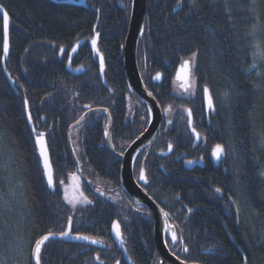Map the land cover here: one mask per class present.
<instances>
[{
  "label": "trees",
  "instance_id": "trees-1",
  "mask_svg": "<svg viewBox=\"0 0 264 264\" xmlns=\"http://www.w3.org/2000/svg\"><path fill=\"white\" fill-rule=\"evenodd\" d=\"M122 0H86L88 7L51 0H0L11 18L10 54L3 70V16L0 12V262L32 264L35 241L49 231H72L101 241L51 239L41 253V264H159L151 213L139 210L121 189V160L107 147V120L90 113L81 124L83 187L92 204L72 209L64 200L60 181H66L77 164L69 145V128L86 111L109 108L115 150L124 151L145 128L149 118L142 101L126 78L124 45L130 12ZM148 0L147 16L138 45V60L145 83L163 107L178 117L163 128L146 161L149 194L168 212L188 252L180 243L170 245L180 258L201 264H264V0ZM100 33L104 79L88 43L72 66L87 70L77 76L67 69L74 45ZM61 48L64 49L63 53ZM197 52L195 97L179 101L168 84L182 61ZM164 73L157 87L152 77ZM259 73V75H258ZM171 74V75H173ZM214 99L210 113L209 148L222 144L225 155L216 168L188 171L179 156L188 128L183 109L204 111L203 87ZM129 97L140 104L127 119ZM132 98V99H133ZM28 102L35 129L46 133L54 170L55 189L44 169L28 122ZM72 139V136H71ZM174 145L168 157L157 152ZM179 160V161H178ZM84 165L89 174L85 176ZM139 170V169H138ZM167 173V174H166ZM97 176L123 198L110 200L93 184ZM221 189L217 192L216 189ZM235 201V202H234ZM189 209L193 212H189ZM122 228L128 262L112 236L113 222ZM171 240V239H170ZM99 256V259L96 257Z\"/></svg>",
  "mask_w": 264,
  "mask_h": 264
},
{
  "label": "water",
  "instance_id": "water-1",
  "mask_svg": "<svg viewBox=\"0 0 264 264\" xmlns=\"http://www.w3.org/2000/svg\"><path fill=\"white\" fill-rule=\"evenodd\" d=\"M51 1L58 2V3L75 4V5H79V6L88 7L86 0H51ZM147 7H148V0H134V2L132 3V11H131V16H130L128 34H127V38L125 40V45H124V57H123L124 58V70H125L126 78H127V81L129 83L130 88L134 89V91L138 94V96L141 98V100L147 104L148 109L149 108L152 109V114L150 117L151 123H149L148 127L146 128L147 131L142 132L143 135L140 134L139 135L140 138L139 139L136 138L134 140L135 143L132 142L130 144L131 147H128L123 155H120V152H117L115 150L113 139H112V123H113V121H112V116H111L109 109L108 108H91L90 106H88V107H86L87 111L81 116V117H84V119L81 120L80 119L81 117H80L78 119V120H80V123L77 124L76 123L78 121L77 120L69 128V133H68L69 145H70V149H71V152L73 154V157L75 159V162L77 164V167H78L79 171L82 172L79 159L76 156L75 150H74L73 145H72V140H71L72 131L75 127L81 125L86 120L87 116L91 112H99L101 114V116H104L107 118V121H108V125H107L108 131L107 132L109 134L106 136L107 147L115 157L122 160L121 186L129 193V195L132 197V199L136 205H138L140 207L146 206V207H148V209L152 213V216L154 219V240H155V246L157 249V255L159 257L160 264H181L182 259L180 258V260H177L176 259L177 255H173V252L169 248L168 244L165 243V242H167L166 241V232L163 231L165 220H164L163 215L160 212V209L162 207L155 201V199L153 197H151L149 195L148 191L143 187V186H146L148 183L145 184L143 181H140V180L138 182L135 178V175H134V162H135V159H136L138 153L141 150H143L146 146L150 145L158 137L160 130H161V127H162L164 117L166 116V114L163 111L161 104L158 102V100L156 99L154 94H153V96L155 97V99H153L152 96H148L147 93L150 90L147 88L146 84L144 83V80L142 78V74L140 72L139 64H138V45H139V40L141 37V29H144V25H145V21H146ZM2 16H3V13H2ZM98 24H99V19L96 23L93 37H91L87 40L86 39L81 40L78 43H76L73 47V48H76L75 52H73L71 50L70 55H71L72 59H71V62H69V60H68L67 69L74 76L80 75L87 70L84 66H78V67L72 66V60H73L74 56L78 53L80 47L83 44L88 43L89 48H90L95 60H97L99 63V66H100V57L101 56L103 57V61H104V56L99 49L100 33L97 32ZM10 27H11V18L9 16V25H8L9 52H8L7 56H5V55L3 56V70H4L5 74L7 75V77L9 78L11 84L14 87L15 86L14 79L10 76V74L8 73L7 68H6V62L9 58V54H10ZM97 33L99 34L98 36H97ZM93 38H95L97 41L96 48H93V46H92ZM179 69H180V66H179L177 72L179 71ZM104 70H105V62H104L103 72H101V67H100V77H101V81L105 84V86L108 87V84L106 83V81L104 79ZM176 77H177V73H176ZM154 81L159 82L156 80H154ZM210 93H211V91H210ZM25 102H26V114H27V118H28V115H29V113L31 114V112H30V108H29V105H28V102L26 99H25ZM213 102H214V100H213ZM204 103H205V107H206L207 112H210V111L214 112L215 111V110L214 111L209 110L207 108V102H206L205 97H204ZM214 108H215V106H214ZM104 109H107V111H104ZM28 122H29V120H28ZM29 124H30L31 129L33 127H35L34 123H33V119L31 120V122H29ZM192 127L193 126H191V128ZM39 132H41V131L36 130V132H33L34 136H36L37 133H39ZM45 139H46V133H45ZM46 141H47V139H46ZM47 146H48V143H47ZM37 150H38V154H39L38 146H37ZM172 151H169L167 149L164 152H160V155L166 157V156H169L172 153ZM48 152H49V148H48ZM133 157H135V159H133ZM40 160H41L42 167H43V162H42L41 157H40ZM49 160H50V164L52 166L50 153H49ZM215 161L217 163H219L220 160L215 159ZM145 162L146 161H144L142 164L144 166V168H145ZM52 169H53V166H52ZM53 176H54V170H53ZM45 178H46V176H45ZM46 181H47V178H46ZM54 183H55V180H54ZM51 189L54 190L55 188H51ZM137 202H139V203H137ZM72 226H73V219L71 218V233H70V235H68L66 237H61L58 235L59 233L58 234L56 233L57 235L50 238L49 241L51 239H60V240H65V241H69V242H72V241L88 242L85 240L75 239L74 237L76 236V234L73 233ZM66 230H68V225H67ZM120 230H121V227H120ZM112 236H113V239L116 242L118 248L123 252L125 259L128 262H131L130 256H129L126 248H125L124 243L121 244L120 240L117 239L116 234H115V230L113 229V227H112ZM47 242H45V244ZM97 244H100V243H97ZM43 247H42V250H43ZM41 253H42V251H41ZM182 261H184V260H182ZM32 264H35L33 257H32ZM186 264H201V263H198V262H191L190 263V262L186 261Z\"/></svg>",
  "mask_w": 264,
  "mask_h": 264
},
{
  "label": "snow or ice",
  "instance_id": "snow-or-ice-1",
  "mask_svg": "<svg viewBox=\"0 0 264 264\" xmlns=\"http://www.w3.org/2000/svg\"><path fill=\"white\" fill-rule=\"evenodd\" d=\"M133 2H134V0H133ZM177 2L180 3L181 0H177ZM196 2H197V0H191V3L193 5H195ZM0 12L3 13V30H4L3 54L5 56H7L8 52H9V35H8L9 15H8V12L6 10H4L3 5H0ZM141 34H143V29H141ZM98 35L99 34L97 33V36ZM96 43H97L96 39L93 38V40H92L93 48H96ZM63 51H64V49L61 48L62 53H63ZM72 51L75 52L76 48H73ZM197 54H198L197 52H193L191 54L190 58L183 60L181 65H180V69L177 72V79L182 81L181 87L183 88V90L185 92H189L190 95H194V91H190V89L195 88L194 68H195V61L197 58ZM68 59H69V62H71V59H72L71 55H69ZM100 67H101V72H103L104 61H103L102 56L100 57ZM258 75H259V73H258ZM152 79L156 80V81H160L162 79V73L157 72L155 74V76L152 77ZM202 91L204 93V97H205L206 102H207V108L209 110L214 111L215 108H214L213 96L210 93V90L208 89L207 86H204ZM147 94H148V96H152L153 99H155V97L153 96V92L149 91ZM85 107H88V106L86 105ZM104 111H107V109H104ZM164 111L165 112L171 111V106L169 105L167 108L164 109ZM187 112H188V125L191 127L192 126V111H191V109H187ZM147 113H148L149 118L145 119V122L151 123L150 117L152 114V109L151 108L147 109ZM80 119L83 120L84 117H81ZM28 120H29V122H31V120H32L30 113L28 115ZM76 123L79 124L80 120H78ZM168 123L171 124L172 121L169 120ZM32 131L36 132L35 127L32 128ZM145 131H147V129H145ZM192 132L195 135L196 139L199 140L200 134L198 132H196V129L194 127H192ZM105 135L106 136L109 135L107 131L105 132ZM141 135H143V133H141ZM139 138L140 137L138 136L137 139H139ZM35 143L39 149V156L42 158L44 175L47 178V184L49 187L55 188L53 169H52V166H51L50 160H49V152H48L47 141L45 139V133H43V132L37 133V135L35 136ZM133 143H135V141H133ZM261 146L264 147V143H262ZM129 147H131V145H129ZM168 150L169 151L173 150V145L171 143L168 144ZM123 154H124L123 151H121L120 155H123ZM212 155L216 160H220L225 155L224 146L222 144H216L212 150ZM133 159H135V157H133ZM189 163H191V161H189ZM260 175L264 176V171H261ZM75 179L76 178L73 176V180H75ZM139 180L143 181L145 184L148 183L146 170H145L143 165H141L140 169H139ZM63 183H64V181L61 180L60 184L63 185ZM74 187L76 188V190H79V184L78 183ZM97 191H99V189H97ZM216 191L220 192L221 189L217 188ZM101 195H103V193H101ZM80 197H82L83 199H79L75 196H69L68 190H67V188H65L64 199L69 204H71L73 207H75L77 203H87V204L92 203V201L88 200L87 197L83 196V192H80ZM137 203H139V202H137ZM190 211H191V209H189V212ZM160 212L163 215L164 220H165L163 231L170 234L171 242L173 244L180 243L183 246L182 250L184 252H188L189 248L186 244H184L182 236H178V233L176 231V226L168 224V217L170 214L168 212H165L163 208L160 209ZM112 227L115 230V234H116L117 239H119L121 244H123L124 240H123L122 232L120 230V224L118 222L114 221ZM70 233H71V218H69L68 230L61 231L58 235L61 237H66V236L70 235ZM55 235H57V234L49 231L47 234L42 235L39 239H37L35 241V244H34V247L32 250V257L35 261V264H41L42 247L45 245V242L49 241V239L54 237ZM74 238L78 239V240H85V241H88L92 244H97V243L101 242V241L94 239V238L87 236V235H76ZM165 243L167 244V242H165ZM173 255H176V254L173 253ZM96 259H99V256H97ZM176 259L180 260V257L176 256ZM244 261H245V264H247V257L246 256L244 258ZM0 264H2V262H0ZM116 264H119V261H117ZM181 264H186V261L181 260Z\"/></svg>",
  "mask_w": 264,
  "mask_h": 264
},
{
  "label": "flooded vegetation",
  "instance_id": "flooded-vegetation-1",
  "mask_svg": "<svg viewBox=\"0 0 264 264\" xmlns=\"http://www.w3.org/2000/svg\"><path fill=\"white\" fill-rule=\"evenodd\" d=\"M124 1L125 3L128 4V7L127 5H124L122 4L120 1L118 2L119 5L123 8V9H128L129 12H130V16H131V11H132V3H133V0H122ZM182 0L181 2L178 4L177 6V9H176V12L182 8ZM130 21V20H129ZM138 64H139V68H140V72L142 74V78L143 80H145V76H144V69H143V66L141 63H139V60H138ZM179 66L177 67L175 73L173 74L172 72H169L168 74V84L170 89H172V93H174L176 96H178V100L179 101H183V100H190L191 98L195 97L196 95V90H197V82H196V79H195V88L194 89H190V91H194V95H190L189 92H185L183 90V88L181 87V81L177 79L176 77V73H177V70H178ZM173 74V75H171ZM166 79V75L164 73H162V79L161 81L159 82H155L154 80V83L157 85V87L159 85H161ZM145 82V81H144ZM146 84V83H145ZM147 86V85H146ZM148 88V87H147ZM134 90V89H133ZM150 90V89H149ZM151 91V90H150ZM135 92V91H134ZM152 92V91H151ZM136 93V92H135ZM137 94V93H136ZM154 94V93H153ZM138 96V94H137ZM155 96V94H154ZM139 97V96H138ZM156 97V96H155ZM130 98H133V97H130ZM140 98V97H139ZM141 99V98H140ZM157 99V98H156ZM134 101H138L139 104H140V101L136 98H133ZM214 100V99H213ZM159 102V101H158ZM160 103V102H159ZM161 104V103H160ZM203 104H204V111L203 112H199V113H196L194 114L191 107L190 106H185L184 109H183V119L184 121H182V125L186 126L188 128V131H189V138L186 139V142H185V145L183 146L184 149H183V153L179 156L180 159H183V165L185 166V168L188 170V171H194L196 169H205L206 168V164H207V161L209 160V162H213V164L215 165L216 168H219L220 165H221V160L222 158L220 159V162L218 164H216V161H215V158L213 157L212 155V150L214 148V146L212 148H209V139H208V131H209V128H210V122H211V119H210V112H207L206 111V107H205V103H204V93H203ZM162 106V104H161ZM215 106V104H214ZM91 107V106H90ZM93 108V107H91ZM148 108V106H147ZM163 111L165 109V107H163ZM109 109V108H108ZM187 109H191L192 111V126L196 129V132H198L200 134V139L197 140L195 135L193 134L192 132V128L188 125V112H187ZM110 111V109H109ZM92 113V112H91ZM111 113V111H110ZM164 113L166 114V116L164 117V120H163V123H162V127H161V130H160V133L161 131L163 130V128H172L174 126V123H175V120H176V123L178 121V117L175 116V114H173V112H165ZM213 113V112H212ZM101 115V114H100ZM112 116V115H111ZM105 120H107L106 117L102 116ZM171 120L172 123L169 124L168 121ZM113 121V119H112ZM113 124V123H112ZM149 124V123H148ZM107 125H108V121H107ZM148 127V125H147ZM107 131H108V126H107ZM144 131V130H143ZM142 131V132H143ZM141 132V133H142ZM160 133L158 135V137L160 136ZM157 137V138H158ZM157 138L148 146H146L143 150H141L136 159H135V162H134V175H135V178L136 180L139 182V170L140 168H138V156L139 154H141V152H143L144 150L146 151V153L150 154L153 149H154V144H155V141L157 140ZM131 144V143H130ZM129 144V145H130ZM128 145V147H129ZM173 145V144H172ZM127 147V148H128ZM127 148L123 151V153L127 150ZM168 149V146L166 148V150ZM166 150H162V151H158L157 153L160 155V152H164ZM173 151H174V145H173ZM172 151V153H173ZM118 152V151H117ZM121 153V152H120ZM171 153V154H172ZM170 154V155H171ZM169 155V156H170ZM161 156V155H160ZM165 157V156H163ZM168 157V156H166ZM121 160V159H120ZM179 161V160H178ZM189 161H191V163H189ZM122 162V160H121ZM122 165V164H121ZM145 169H146V174H147V178H148V184L146 186H143L146 190H147V187L149 186V177H148V173H147V168H146V162H145ZM167 174V173H166ZM121 189L124 190L125 192H127L125 189H123V187L121 186ZM148 191V190H147ZM123 192V191H122ZM128 193V192H127ZM149 193V192H148ZM129 194V193H128ZM132 198V197H131ZM133 200V199H132ZM133 204H135L133 202ZM135 206L139 209V210H144L146 206H138L135 204ZM146 209L150 212V210L148 209V207H146ZM145 211V210H144ZM190 212H193V211H190ZM151 213V212H150ZM152 215V213H151ZM168 224L170 225H173V226H176L174 225L170 220H169V217H168ZM153 225H154V219H153ZM121 227V226H120ZM178 230L177 226H176V231ZM121 231H122V228H121ZM123 233V232H122ZM167 234V240H168V244L169 245H172L173 243L171 242V238H170V234L169 233H166ZM89 245H90V242H88ZM92 244V243H91ZM177 244V243H176ZM175 244V245H176ZM94 246H98V247H105L104 244L100 242V244H92ZM174 245V244H173ZM171 247V246H170Z\"/></svg>",
  "mask_w": 264,
  "mask_h": 264
},
{
  "label": "rangeland",
  "instance_id": "rangeland-1",
  "mask_svg": "<svg viewBox=\"0 0 264 264\" xmlns=\"http://www.w3.org/2000/svg\"><path fill=\"white\" fill-rule=\"evenodd\" d=\"M138 103H139L138 101H134L132 98L129 97L128 103H127V114H126L127 119H130L134 116L135 111H136V106L138 105ZM81 130H82V126L79 125V126L75 127L73 129V132H72V145H73V148H74L78 158H80V159L82 157V146H81V142H80ZM81 164L83 165V161H81ZM84 171H85V176L90 175L89 171L85 165H84ZM73 176L76 178L75 180H73ZM77 183L79 184V190H76V188L74 187ZM83 183H84L83 176L79 172L78 169L71 172L68 176V179L66 181H64L63 185H61V191H62L63 197H64V190H65V188H67L69 196H75L79 199H83L82 197H80V192H83V196L87 197L88 200L92 201L90 195L84 190ZM93 184L97 189H99L98 192L100 195H101V193H103L102 196H104L110 200L120 201L123 198V194H122V191L120 189L115 190L112 186H110L108 183L102 181L97 176L93 177ZM67 204L72 209H78L80 207H85V206L91 205L92 203H90V204L77 203L75 207H73L68 202H67Z\"/></svg>",
  "mask_w": 264,
  "mask_h": 264
}]
</instances>
